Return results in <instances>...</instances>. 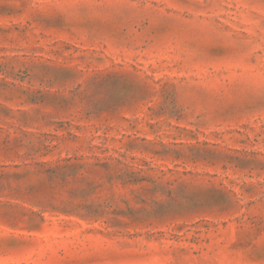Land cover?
<instances>
[{"label": "rangeland", "instance_id": "obj_1", "mask_svg": "<svg viewBox=\"0 0 264 264\" xmlns=\"http://www.w3.org/2000/svg\"><path fill=\"white\" fill-rule=\"evenodd\" d=\"M0 264H264V0H0Z\"/></svg>", "mask_w": 264, "mask_h": 264}]
</instances>
